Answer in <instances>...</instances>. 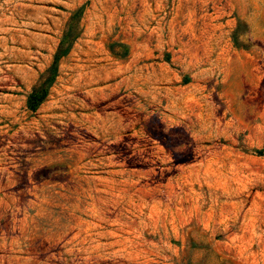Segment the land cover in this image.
<instances>
[{"label":"rangeland","instance_id":"1","mask_svg":"<svg viewBox=\"0 0 264 264\" xmlns=\"http://www.w3.org/2000/svg\"><path fill=\"white\" fill-rule=\"evenodd\" d=\"M0 264H264V0H0Z\"/></svg>","mask_w":264,"mask_h":264},{"label":"trees","instance_id":"2","mask_svg":"<svg viewBox=\"0 0 264 264\" xmlns=\"http://www.w3.org/2000/svg\"><path fill=\"white\" fill-rule=\"evenodd\" d=\"M59 50L56 52L53 63L50 66L48 72L51 74L54 68V64L56 63L58 59V53ZM49 75V74H48ZM50 76V75H49ZM46 77V79H43V75L40 76L39 82L32 88L31 92L28 94L26 99V107L28 110L34 112L38 109V107L43 103V101L46 99L49 91V85L53 81V77Z\"/></svg>","mask_w":264,"mask_h":264}]
</instances>
